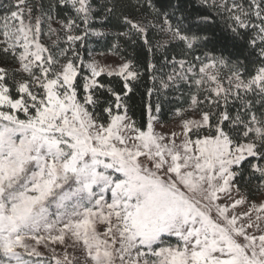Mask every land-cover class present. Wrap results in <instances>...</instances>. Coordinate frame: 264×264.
<instances>
[{
	"label": "snow or ice",
	"instance_id": "1",
	"mask_svg": "<svg viewBox=\"0 0 264 264\" xmlns=\"http://www.w3.org/2000/svg\"><path fill=\"white\" fill-rule=\"evenodd\" d=\"M0 264H264V0H0Z\"/></svg>",
	"mask_w": 264,
	"mask_h": 264
},
{
	"label": "trees",
	"instance_id": "2",
	"mask_svg": "<svg viewBox=\"0 0 264 264\" xmlns=\"http://www.w3.org/2000/svg\"><path fill=\"white\" fill-rule=\"evenodd\" d=\"M5 2H6V0H5Z\"/></svg>",
	"mask_w": 264,
	"mask_h": 264
}]
</instances>
